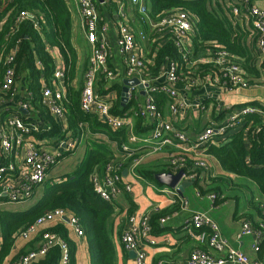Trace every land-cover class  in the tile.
<instances>
[{
  "label": "trees",
  "instance_id": "16d2710c",
  "mask_svg": "<svg viewBox=\"0 0 264 264\" xmlns=\"http://www.w3.org/2000/svg\"><path fill=\"white\" fill-rule=\"evenodd\" d=\"M228 5L229 2L225 0H151L149 16L152 20L158 21L168 12L181 10L193 16L196 21V29L193 35L189 37L192 46L186 60L176 48L175 39L171 36L158 40L151 33L147 35L154 48V64L150 66L147 76H160L169 62H175L179 65L180 86H190L192 82L203 84L216 78H220L219 85L224 84L227 79L220 75L219 69L211 61L213 53L223 50L241 65L250 87L262 85L264 83V60H261L258 52L257 33L253 28L242 27L240 25L242 19L238 20L233 16ZM22 12L34 16L40 30L35 28L31 20L17 22ZM72 25V17L65 0H0V95L3 96L1 86L4 75L9 68H13L15 84L19 77H23L27 83L28 92L34 96L30 102L32 110L30 109L29 112H34V109L38 110L52 126L50 132L40 136H58L60 134L59 126L43 106L41 97L42 81L49 86L53 85L56 72L53 53H56L61 56L65 65L63 86L67 95L65 100L63 99V103L67 105L69 100L72 102L70 107L73 105L75 107V116L71 115V119L68 121L73 136H80L83 132L80 126L88 125L92 133L105 134L108 140L116 143L122 152V146L128 143L126 130L113 131L101 122L97 115L84 113L80 107L83 83L80 82L78 89L70 86L77 76L78 64L77 53L71 42ZM149 32L147 31V34ZM9 57H13V62L8 61ZM88 67L89 61L88 65L82 69V76L85 75ZM12 92L13 90L6 97H10ZM155 97L164 116L163 108L166 107L168 99L164 94H155ZM134 103L135 101L129 103L123 109L119 101L113 107L112 113L123 115L127 109L133 107L136 110ZM226 114L227 112L219 114L218 119L223 118ZM134 118L135 134L141 135L153 130V126H145V122L140 116L136 115ZM201 153L215 158L225 173L252 181L264 197L263 114L247 115L243 118L239 129L227 133L224 140L219 139L208 143ZM181 156L186 163V167L181 170L187 175L193 173L192 170H194L198 175V179L193 185L201 192V195L206 196L214 193L217 195L215 204L224 202L226 198L222 199L224 193H222L220 184L225 179L222 177L210 178L208 181L211 184L208 183L209 185L202 187L200 178L202 180V175L207 174L208 170H195L196 162L193 156L179 154L177 157ZM138 158V155H134L132 158L119 160L116 159L115 153L109 151L107 145L98 148L94 145V148L88 152L87 157L72 174L63 177L60 182L54 184L47 180L42 185V194L31 208L23 212L0 210V231L3 237L0 264H3L11 254L15 241L21 232L35 223L41 215L57 208L66 209L79 219L90 245L92 263L113 264L115 253L108 227L115 214V208L113 204L104 201L97 195L92 177L94 173L103 171L111 163H118L125 170H129L133 161ZM169 160L168 157L167 161L169 162ZM166 167L160 170L147 171L138 166L136 172L143 178L156 182L154 177L157 173L173 172V167L170 164ZM134 208L135 206L132 204L127 218L135 214ZM180 209H182L181 202L175 198L174 206L152 212L150 224L153 236L165 232L160 220L175 214ZM263 210L262 208L259 209L262 218L261 224L264 226ZM255 226L260 227L258 224ZM203 231H206L207 234L210 233L206 228L196 230L197 233ZM45 232L54 233L68 242L71 251V264H73L75 248L69 238L67 227L63 223H59L48 227ZM40 237L42 238V235ZM35 248L36 246L32 245L29 251L35 250ZM261 248L264 250V242ZM200 249L207 250L205 247ZM29 251L22 250L20 255ZM60 260L61 251L59 247H54L49 250L45 257L33 264H60ZM155 264H161L160 260H156Z\"/></svg>",
  "mask_w": 264,
  "mask_h": 264
},
{
  "label": "built area",
  "instance_id": "2783aa9c",
  "mask_svg": "<svg viewBox=\"0 0 264 264\" xmlns=\"http://www.w3.org/2000/svg\"><path fill=\"white\" fill-rule=\"evenodd\" d=\"M80 17L85 29L86 36L92 45V55L89 60V67L85 73L84 86L81 93L80 107L86 114L97 115L101 122L105 123L113 131L122 130L125 127H131V120L126 116L115 115L112 109L116 99L109 94L110 97L103 98L97 93V88L101 84H109L116 79V73L109 66V60L112 55L110 40L108 38V25L101 22L98 5L96 0H76ZM228 7L231 8L233 16L241 17L248 21L253 30L257 33V47L259 52L264 55V10L258 6H254L252 0H228ZM134 5H139L137 10L140 22L144 27L151 28V35L158 40H163L167 36L175 39V45L178 51L186 60L191 51V46L186 39L193 35L196 29V21L185 11L175 10L168 12L158 21L152 20L149 16V8L139 0H132ZM124 5L117 7L115 17L118 23L117 48L125 66L128 78H138L143 87L144 102L138 107L136 115L140 116L146 125L153 126L150 139H139L131 135L128 143L122 146L124 154L123 160L132 158L135 155L130 144L138 141L145 143H155L153 150L161 151L166 147L180 148V154L187 155L191 152L195 160V170H209L206 162L200 158L202 150L208 143L215 140L226 139L227 133L240 128L243 118L249 114L260 113L264 115L262 109L248 107L238 114L225 115L220 120H215L209 124L201 132L194 134L193 137L179 131L175 123L165 120L157 102L155 94H164L170 100V112L172 118L177 119L181 114L187 111V105L179 96V65L175 62H169L162 74L157 77H150L146 74V65L140 52V46L137 39L127 24L121 20L124 19ZM31 20L35 28L40 30V26L34 16L27 12H22L17 22ZM142 36L146 33L142 32ZM9 62H13V57H9ZM212 63L219 69L220 75L227 79L224 84L219 85L220 78L209 80L215 81L221 88L230 90H246L251 88L245 77L241 65L226 51L219 50L213 53ZM64 71L57 70L55 72V80L60 83L64 89ZM199 83L192 82L190 86L195 87ZM15 88V71L9 68L3 78L1 92L4 97ZM137 87H131L128 95L132 96ZM64 91V90H63ZM63 91L59 92L42 83V104L48 110L50 115L58 123H64L66 120V106L63 103ZM11 93V96H13ZM134 96V95H133ZM3 102V100H1ZM20 108L23 112H29L31 104L29 101L22 102ZM219 112L222 108L217 107ZM224 110V109H223ZM173 119V120H174ZM4 129H0V144L2 156H0V200L11 203H23L31 200L37 189L49 179L51 169L60 163V158L64 152L73 151L79 145L76 139H62L58 142L56 152H49L40 148L35 141H27L26 137L32 132H37L39 126L36 124H27L20 116L12 115L8 117L4 123ZM17 147L24 149V165L26 169L17 171L15 165L9 161ZM172 152L169 156V162L173 167V172L177 173L186 167L183 156ZM140 165V158L133 161L131 168L128 170L133 181H125L122 165L111 163L100 172L94 173L92 183L94 190L104 201L113 203L124 193L133 192V182L138 181L141 177L137 174L136 168ZM193 173L184 174L182 180L195 183L198 175L194 170ZM202 183V182H201ZM202 185V184H201ZM197 196H202L201 192H197ZM177 199L181 202V208L188 209L187 201L180 198L176 194ZM175 197V198H176ZM206 198L215 203L217 195L214 193L206 195ZM175 202V200H174ZM160 209L155 208L152 212H158ZM151 212V213H152ZM151 213L133 214L128 218V225L121 235V244L127 252L135 253L136 264H147L148 254L147 246L157 244V239L152 234L150 224ZM174 215V214H173ZM172 216V215H171ZM171 216L164 217L160 220L161 225H165L171 219ZM69 222H66L65 219ZM58 223H66L70 232L78 237H84L85 232L80 224L79 219L72 215L68 210L57 208L41 215L35 223L30 225L25 231L21 232L18 239L28 241L37 235L45 226L56 225ZM186 229L190 230V234L195 237L203 245H208L214 252L224 254V258H215L208 251L196 249L192 253L188 264H264V260L260 263L251 260L245 253L236 250L230 246L229 241L223 237L220 228L207 213L192 212L190 220L187 222ZM259 228L253 226L250 222L244 221L241 225V231L237 238L254 237L258 241L264 238L263 225L259 224ZM209 230L197 233L196 230ZM44 244L37 250L30 251L22 255L19 260L13 264H33L45 257L49 250L59 247L61 251L60 264H71L70 246L68 242L62 240L58 235L45 232L43 235ZM257 250V245L254 246Z\"/></svg>",
  "mask_w": 264,
  "mask_h": 264
},
{
  "label": "crops",
  "instance_id": "0c3cea01",
  "mask_svg": "<svg viewBox=\"0 0 264 264\" xmlns=\"http://www.w3.org/2000/svg\"><path fill=\"white\" fill-rule=\"evenodd\" d=\"M98 11L100 14L101 22L108 25V38L110 40L112 55L109 60V66L116 73V79L114 82L109 84H101L97 88V93L103 98L110 97L109 94L112 95L116 99V103H121L122 108L125 109L129 103H133L135 101L134 107L132 109H127L126 113L123 116L130 118L131 127H125L122 130H126L127 141L131 135L136 136L141 139H150L151 132L143 133V134H135V116L136 111L139 106H141L144 102V92L139 86L138 89L135 90L132 96L127 94L128 101L122 102V90L125 87V82L138 79V78H128L125 71V66L122 61V58L118 52L116 40L118 34V23L115 17V12L118 6L124 5V19L121 20L124 24H127L131 27L137 42L140 46V52L143 56L145 65H146V74L149 75L150 66L154 64L153 55L154 48L153 44L150 42V39L147 35H150L151 28L148 25L144 27V25L140 22V18L138 17L137 10L139 5H134L132 0H105L104 3H100L98 0ZM141 3L145 4L150 11L151 8V0H139ZM228 1V0H225ZM66 5L69 9V12L72 17V45L75 49L78 57L77 64V76L75 80L72 81L70 86L78 89L77 86H80V82L84 85V76H82V69L85 65H88V61L92 55V45L87 39L85 29L83 28V23L80 17L79 9L76 0H65ZM224 2V1H223ZM254 6H258L264 10V0H252ZM238 20L242 19L241 17H237ZM244 19V18H243ZM242 19V20H243ZM240 20V25L242 27L246 26L248 28H252L251 24L246 20ZM147 31H150L147 34ZM142 32H146V36H142ZM79 37L83 38V42H79ZM187 43L192 46L190 38L186 39ZM258 48V47H257ZM259 52V50H258ZM261 60H264V55L259 52ZM56 71L63 70L65 72L64 61L56 53H53ZM40 65V63H38ZM14 88V93L12 97H4L0 95V129H4V123L6 119L12 115L20 116L24 119L27 124H36L39 126V130L37 132H32L26 138L27 141H35L40 148L49 152H56L58 148V142L62 139H76L80 138L78 143L79 145L71 152H64V154L60 158V163L67 156L81 154L85 159L88 155V152L94 148L103 147L107 145L109 151L115 153L116 159L123 160L124 154L120 151V148L116 143H113L108 140V137L105 134L101 133H92L91 128L88 125H82L80 136H73V131L70 130L69 122L71 119V115L75 116V107H72V102L68 100L66 106V120L64 123H58L60 134L55 137H41L40 135L44 133H48L51 131V125L48 121L45 120V117L41 115L38 110H33L34 112H23L20 108L22 102L29 101L31 102L33 99V94L28 92L27 83L23 77H19ZM139 80V79H138ZM44 81H42L43 83ZM64 84V83H63ZM52 88L56 91H63L64 100L67 95V91L65 88L62 89L60 83L56 82L54 79ZM130 89V88H129ZM179 96L182 101L187 105V111L184 114H181L177 119L172 118L170 112V100L166 104L164 110V118L165 120H170L175 123L178 130L186 133L188 136L193 137L194 134H197L204 130L209 124L218 119V115L223 112H227V116L231 113L238 114L242 110L248 107H255L264 109V83L259 86H254L248 88L246 90L234 89L227 91L221 88L215 81L213 82H204L203 84H198L195 87H187L179 85ZM42 97V96H41ZM134 99V100H133ZM3 100V102H1ZM31 104V103H30ZM114 105V107H115ZM217 107L222 108V111L219 112ZM224 109V110H223ZM32 110V109H31ZM133 111V113H132ZM122 116V115H121ZM98 117V116H97ZM99 119V117H98ZM174 119V120H173ZM222 119V118H221ZM100 120V119H99ZM145 126H150L146 125ZM108 127V126H107ZM110 128V127H109ZM111 129V128H110ZM113 130V129H112ZM121 131V130H119ZM86 132V133H85ZM60 137V138H58ZM155 143H145L144 141H138L134 144H130L133 148L135 155H138L140 158V168L142 170H160L163 167L168 166V157L172 152L179 153L180 148L167 147L161 151L155 152L152 148ZM148 152H152V155H146ZM145 154V155H144ZM189 156L193 155L191 152H188ZM0 156H2V149L0 144ZM201 159H203L208 166V173L202 175V180L200 178V185L205 187L211 184L208 179H212L215 177L228 176L225 173L218 161L207 155H201ZM24 149L23 147H17L15 149L14 155L9 158V161L15 165L17 171H21V169H26L24 165ZM59 163V164H60ZM56 167H54L50 173L49 178H53V171ZM168 168V167H166ZM125 170V169H124ZM101 174L103 171L100 172ZM159 173H172L174 172H159ZM124 175V174H123ZM140 176V175H139ZM66 177V176H64ZM125 181L131 182L133 181L130 177V173L127 170V174L124 175ZM138 181H134L133 192L124 193L120 196L115 202L111 203L114 205L115 214L113 215L110 223H109V235L110 239L113 243L114 247V262L113 264H136L135 259H131L129 253L124 250L121 244V235L123 231L126 229L128 225V211L130 210L132 204L135 206L134 211L135 214L138 213H151L153 209L158 208L160 210L167 209L171 206L172 202H174L176 194L187 201L188 209H180L174 215L171 216V219L168 223L163 225L165 232L160 235H155L154 237L157 239V244L154 246H147L146 251L148 254L147 264H155L156 260H160L161 264H188V261L196 249H200L205 247L209 253H211L215 258H224V254H219L214 252L208 245H203L199 242L195 237L190 234V230L186 229L187 222L190 220V215L192 212H202L207 213L211 219L216 222L220 228V231L224 238H226L230 246L236 250H239L245 253L251 260L256 261L258 263L264 260V250H262V243L264 242V238L259 240L254 237H243L242 239H238L237 236L241 231V225L244 221L250 222L253 226L261 224V216L259 209H264V197L259 192L257 186V191L253 186L254 192H259V196L257 195L258 200H255V196H250L247 201V208L239 214V207L236 210V214L230 218L232 209H228L227 211H223V207H226V202L219 207V204L212 203L209 201L206 196H197V190L195 199L196 201L193 204L190 202L189 198H185L186 190L182 191L180 194L178 191L168 188L167 186L159 184L156 182H152L147 178H143ZM63 179V178H61ZM61 179L55 180L58 183ZM202 182V183H201ZM209 183V184H208ZM194 184V183H193ZM254 184V183H253ZM160 186V188L158 187ZM194 186V185H192ZM191 187V186H190ZM42 190V186H40L34 197L38 194V192ZM206 189V188H205ZM32 198V199H33ZM177 198V197H176ZM222 199H225L223 194ZM9 202L4 200H0V210L8 211V212H23L21 211H13L6 206ZM238 205V204H237ZM229 206V205H228ZM258 206H260L258 208ZM219 212V213H217ZM264 214V210H263ZM59 224V223H58ZM66 227V223H63ZM81 224V223H80ZM57 225V224H56ZM50 226H45L40 230V232L35 235L32 239L28 241H24L21 239H16L15 245L11 254L5 259L3 264H13L19 260L22 256L20 252L22 250L29 251V248L32 245H35V250L39 249L43 244L44 240L43 235L46 229ZM55 226V225H53ZM82 226V225H81ZM83 228V227H82ZM68 229V227H67ZM84 230V229H83ZM69 232V238L74 244V263L73 264H93V258L91 256L90 245L87 241L86 235L84 237H78L73 232ZM3 244V237L0 231V250ZM257 245L258 249L255 250L254 246ZM33 251V250H31ZM30 252V251H29ZM71 254V251H70ZM18 258L17 260H14ZM72 262V261H71Z\"/></svg>",
  "mask_w": 264,
  "mask_h": 264
},
{
  "label": "rangeland",
  "instance_id": "374dc122",
  "mask_svg": "<svg viewBox=\"0 0 264 264\" xmlns=\"http://www.w3.org/2000/svg\"><path fill=\"white\" fill-rule=\"evenodd\" d=\"M79 42H83V38L79 37ZM79 88V85L77 86ZM152 152H148L146 155H152ZM145 155V154H144ZM84 157H81V154H75L67 156L65 159L62 160L60 164L56 166V168L53 171V178H49L48 181H51L53 184L56 182L55 180L61 179L64 176H68L72 174L78 166L84 161ZM52 170V169H51ZM228 174V173H227ZM225 181L220 184L222 193H224V196L226 198L225 201L226 204H223L224 202L219 204V207L221 205H226V207H223V211H227L228 209H232L230 218L236 214V210L239 207V214L244 211L245 208H247V201L249 200L250 196L254 195L255 200H258L256 198L257 195L259 196V192H254L255 184H253L252 181H250L247 178L239 177L236 175L228 174V176H221ZM42 186V185H41ZM160 188V186H158ZM197 188L195 186L188 187L186 190V196L185 198H189L190 202L193 204L194 201H196L195 196L197 192ZM255 190L257 191V188L255 187ZM42 194V190L38 192V194L35 196V198L25 201L23 203H11L6 206L7 208L13 210V211H21L28 209L31 207L38 197ZM238 204V205H237ZM175 202H172L171 206H174ZM229 205V206H228ZM1 209V208H0ZM219 213V212H217Z\"/></svg>",
  "mask_w": 264,
  "mask_h": 264
},
{
  "label": "water",
  "instance_id": "95a60500",
  "mask_svg": "<svg viewBox=\"0 0 264 264\" xmlns=\"http://www.w3.org/2000/svg\"><path fill=\"white\" fill-rule=\"evenodd\" d=\"M100 3H104L105 0H98ZM139 86L141 89H143L144 86H142L138 79H132L125 82V87L123 88L122 92V102L125 103L128 101L127 94L129 92V88ZM144 94V93H143ZM123 174H127V170L123 171ZM185 172L183 170L179 171L177 174L172 173H157L155 175V180L164 186H167L170 189L178 191L180 194L182 193L185 188L190 187L193 185L192 182L184 181L182 180ZM66 222H69V220L66 218ZM129 256L131 259H135L136 255L135 253L131 252L129 253Z\"/></svg>",
  "mask_w": 264,
  "mask_h": 264
}]
</instances>
